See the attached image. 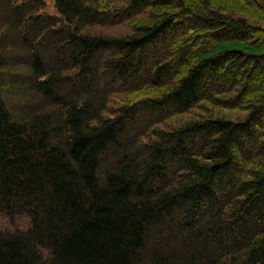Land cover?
Returning a JSON list of instances; mask_svg holds the SVG:
<instances>
[{
    "label": "trees",
    "instance_id": "1",
    "mask_svg": "<svg viewBox=\"0 0 264 264\" xmlns=\"http://www.w3.org/2000/svg\"><path fill=\"white\" fill-rule=\"evenodd\" d=\"M225 1L0 0V264H264V10ZM204 103L243 116L169 127Z\"/></svg>",
    "mask_w": 264,
    "mask_h": 264
},
{
    "label": "rangeland",
    "instance_id": "2",
    "mask_svg": "<svg viewBox=\"0 0 264 264\" xmlns=\"http://www.w3.org/2000/svg\"><path fill=\"white\" fill-rule=\"evenodd\" d=\"M17 3H20L22 0H16ZM46 2V8H45V12L49 15H57V10L55 8V0H44ZM216 4L218 6H225V7H230L228 3V1L225 0H215ZM256 5H258L259 7L262 8V10H264V0H257ZM242 6V5H241ZM244 6V5H243ZM224 8V7H222ZM244 11H247V13H254L256 15H260L258 13V11H256L255 9L251 10L248 8L243 7L242 8ZM169 12H172L171 10H168ZM163 13H167L165 11H158L155 12V15L159 18V15H162ZM153 19V16L151 14H147V15H143L140 17H137L134 21H131V24H124L122 26H118V27H106V28H96L94 29V31L97 34H102V35H111V34H116V35H123V34H127L131 32V29L133 28L132 25H142V24H146V23H150ZM254 43V42H253ZM242 111L236 110V111H226V110H221V109H214L213 106L209 103H204L202 105H200L198 108L194 109L191 113L189 114H185L182 115L180 117H177L173 120H171L168 125L170 128H177L179 125L184 124L185 122H189V121H196V120H200L202 118L205 117H215L218 115H222L226 117H231V118H238V117H242ZM22 225V223H21Z\"/></svg>",
    "mask_w": 264,
    "mask_h": 264
}]
</instances>
